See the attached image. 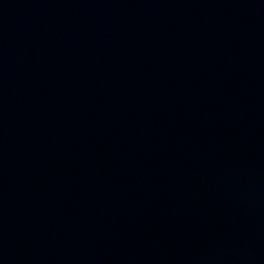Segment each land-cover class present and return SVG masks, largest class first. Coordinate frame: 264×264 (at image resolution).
<instances>
[{
    "label": "water",
    "instance_id": "95a60500",
    "mask_svg": "<svg viewBox=\"0 0 264 264\" xmlns=\"http://www.w3.org/2000/svg\"><path fill=\"white\" fill-rule=\"evenodd\" d=\"M0 264H264V0H0Z\"/></svg>",
    "mask_w": 264,
    "mask_h": 264
}]
</instances>
